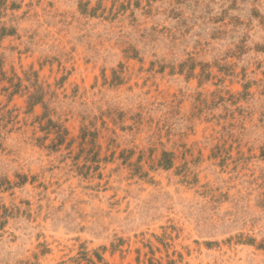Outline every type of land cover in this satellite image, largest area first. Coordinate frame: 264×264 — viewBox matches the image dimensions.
Masks as SVG:
<instances>
[{
	"label": "rangeland",
	"instance_id": "rangeland-1",
	"mask_svg": "<svg viewBox=\"0 0 264 264\" xmlns=\"http://www.w3.org/2000/svg\"><path fill=\"white\" fill-rule=\"evenodd\" d=\"M0 264H264V0H0Z\"/></svg>",
	"mask_w": 264,
	"mask_h": 264
}]
</instances>
